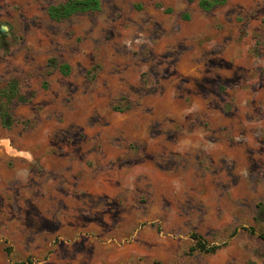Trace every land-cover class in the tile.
Returning a JSON list of instances; mask_svg holds the SVG:
<instances>
[{
	"label": "rangeland",
	"instance_id": "1",
	"mask_svg": "<svg viewBox=\"0 0 264 264\" xmlns=\"http://www.w3.org/2000/svg\"><path fill=\"white\" fill-rule=\"evenodd\" d=\"M68 1L0 0V264H264V0Z\"/></svg>",
	"mask_w": 264,
	"mask_h": 264
},
{
	"label": "trees",
	"instance_id": "2",
	"mask_svg": "<svg viewBox=\"0 0 264 264\" xmlns=\"http://www.w3.org/2000/svg\"><path fill=\"white\" fill-rule=\"evenodd\" d=\"M225 0H211V1H202L200 3L201 7H209L213 4H219L224 3ZM99 6L98 0H69L68 2L64 4L55 5L49 8L48 15L53 20H62L65 19L75 12H84V11H92L97 9ZM65 72L67 71L68 67L65 65L61 67ZM9 116L4 115L1 116L2 123L6 125L8 121ZM251 231H253L251 229ZM262 239H264V234L259 235ZM198 246L197 248L202 252L207 253H214L219 249V246H212V247H205L201 243H199V240L197 241ZM158 264V263H156Z\"/></svg>",
	"mask_w": 264,
	"mask_h": 264
}]
</instances>
